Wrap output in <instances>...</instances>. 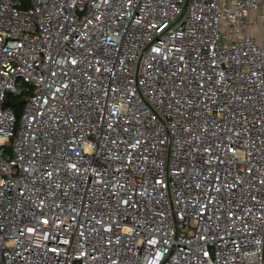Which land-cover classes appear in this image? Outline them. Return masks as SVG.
Wrapping results in <instances>:
<instances>
[{"label":"built area","instance_id":"obj_1","mask_svg":"<svg viewBox=\"0 0 264 264\" xmlns=\"http://www.w3.org/2000/svg\"><path fill=\"white\" fill-rule=\"evenodd\" d=\"M27 1L0 0V264H264V0Z\"/></svg>","mask_w":264,"mask_h":264},{"label":"trees","instance_id":"obj_2","mask_svg":"<svg viewBox=\"0 0 264 264\" xmlns=\"http://www.w3.org/2000/svg\"><path fill=\"white\" fill-rule=\"evenodd\" d=\"M23 2H24V7L26 8L29 4V1L23 0ZM25 104L26 102L24 100V96H13L9 94L6 98L4 107L12 109L16 118L19 119L24 110Z\"/></svg>","mask_w":264,"mask_h":264},{"label":"water","instance_id":"obj_3","mask_svg":"<svg viewBox=\"0 0 264 264\" xmlns=\"http://www.w3.org/2000/svg\"><path fill=\"white\" fill-rule=\"evenodd\" d=\"M186 8H187V4H186V6H185V8H184V11L181 13L182 15H181V17L180 18H182L185 14V10H186Z\"/></svg>","mask_w":264,"mask_h":264},{"label":"rangeland","instance_id":"obj_4","mask_svg":"<svg viewBox=\"0 0 264 264\" xmlns=\"http://www.w3.org/2000/svg\"><path fill=\"white\" fill-rule=\"evenodd\" d=\"M21 1H23V0H21ZM25 2V1H24Z\"/></svg>","mask_w":264,"mask_h":264}]
</instances>
